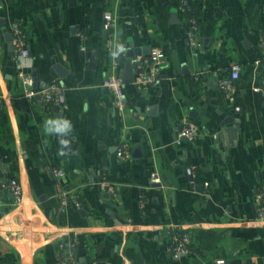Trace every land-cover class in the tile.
Here are the masks:
<instances>
[{"label": "crops", "instance_id": "crops-1", "mask_svg": "<svg viewBox=\"0 0 264 264\" xmlns=\"http://www.w3.org/2000/svg\"><path fill=\"white\" fill-rule=\"evenodd\" d=\"M192 1L198 26L188 46L183 0H0V264H61L58 244L74 231L87 264H264V220L255 201L264 190V101L255 91L264 88V0ZM106 12L117 18L114 38ZM16 28L26 32L30 69L13 58L9 66L5 34ZM117 39L165 53L158 80L126 85L123 115L103 85ZM56 63L69 71L64 79ZM183 63L191 75L182 74ZM236 63L240 78L224 91L220 80ZM34 71L35 91L57 84L64 106L26 97L19 72ZM61 116L74 125L65 156L57 138L44 133L45 120ZM228 117L239 121L233 140L216 133ZM189 126L194 139L180 140ZM122 142L142 157L118 158ZM153 172L160 183H151ZM10 179L22 186L21 202ZM58 182L79 195L80 210L61 211ZM166 229L192 233L190 254L168 251Z\"/></svg>", "mask_w": 264, "mask_h": 264}, {"label": "built area", "instance_id": "built-area-1", "mask_svg": "<svg viewBox=\"0 0 264 264\" xmlns=\"http://www.w3.org/2000/svg\"><path fill=\"white\" fill-rule=\"evenodd\" d=\"M183 10L187 14L189 20V30L188 36L191 44H194L196 41V30L198 26V16L197 10L192 5L191 0H183ZM104 19L106 21V29L110 31L111 38L115 37L117 18L114 13L106 12L104 14ZM80 38L85 39V35L80 33ZM13 48L14 56L13 59L15 62H19L18 58L21 54L26 53L29 57V49L27 43L26 32L22 29L16 28L13 33ZM261 47L264 49V42L261 44ZM137 60L140 64L137 67L135 74L134 82L138 88L144 83L153 84L157 79L158 69L164 63L165 53L162 49H153L147 60L143 56L138 57ZM151 64L150 70L146 73V64ZM241 65L236 63L231 66V73L228 78H223L220 80V86L224 91H230L233 88L234 82L240 78ZM19 78L22 84L29 88V91L26 94V97L33 98L36 95H40V100L44 107L56 106L60 102V92L57 84L52 83L46 86L40 91L34 90V81L33 77L30 74H25L19 72ZM31 81V83H29ZM112 94L115 108L122 115L126 113V101H125V92L124 89L126 84L123 82L122 76L119 72V63L114 61L111 65L110 72L106 77L103 84ZM256 92L262 93L264 101V88H256ZM195 134V128L193 126L185 127L181 130L180 137L185 136L188 140H193ZM132 146L128 142H122L117 149V156L123 161H129L132 159ZM55 175L59 179H63L66 174L62 170H56ZM151 183H160V177L157 172L151 174ZM59 184V182H58ZM207 187L208 184H205ZM8 187L15 193L16 199L18 202L22 201V186L20 182L16 179H10L8 182ZM105 190L110 193H114V190L111 186H105ZM57 199L61 206L62 212H67L70 209L80 210L81 201L78 194L72 190H67L61 185H58L57 189ZM255 201L257 204L258 214L260 219L264 220V190L258 191L255 196ZM169 241H168V251L172 254L178 256H187L190 254V247L192 244V233L189 230H178V229H166ZM78 246H79V234L74 231L69 236L66 241H61L58 244V259L61 264H81L79 255H78ZM216 264H225V260H217Z\"/></svg>", "mask_w": 264, "mask_h": 264}, {"label": "water", "instance_id": "water-1", "mask_svg": "<svg viewBox=\"0 0 264 264\" xmlns=\"http://www.w3.org/2000/svg\"><path fill=\"white\" fill-rule=\"evenodd\" d=\"M76 31V30H75ZM76 33V32H75ZM5 39L8 42V51H9V56H10V60H9V66L13 67L14 66V61H13V56H14V48H13V34L12 33H7L5 34ZM188 46H190V42L188 41ZM129 47V51L127 52V54L123 57H121L119 59V61L122 64V68H123V82L127 85V84H132L134 82V78H135V74L137 71V67L140 64V62L137 60L138 57L143 56L144 58H146L147 60L149 59V55L152 51V48L150 46H147V48H144L142 46H128ZM95 62H96V54L93 53L90 57V65L89 68L90 69H94L95 68ZM53 69L56 73V75L58 77H60L61 79H64L69 71L67 69H65L64 67H62L59 63H56L53 65ZM182 74L185 76H189L191 75V72L188 70L187 65L185 63H183L182 65ZM33 81H34V90L38 89L37 86V72L34 71L33 72ZM160 78V75H157L156 79L158 80ZM46 83H42L40 85L41 89H44L46 87ZM61 86L62 88H66V84H64L63 82H61ZM220 94H221V98L225 99V95L224 92L222 90H220ZM38 98H40V95H37ZM65 104V97L61 96L60 97V106H64ZM59 108H55L54 111L58 112ZM149 112V109H148ZM194 110H192V114L191 117L196 118L197 117V112H195ZM149 114H151L149 112ZM239 125V121L237 118L234 117H228L227 119H225L221 124H220V128L219 130L216 132L217 133V137H224L226 140L230 139L233 140L235 139V134L239 131L238 128ZM175 140H178V136L175 137ZM180 140H188L187 137L185 136H181ZM133 157L134 158H140L142 157V152L140 151V148H136L133 151ZM187 173H188V180L191 183V188L195 187V175H194V171L192 167H188L187 168ZM161 184H157V187H160ZM202 192L201 189L197 190ZM105 198H109L108 194L104 195ZM183 257V256H180ZM81 264H87L86 263V259L82 258L80 260Z\"/></svg>", "mask_w": 264, "mask_h": 264}, {"label": "clouds", "instance_id": "clouds-1", "mask_svg": "<svg viewBox=\"0 0 264 264\" xmlns=\"http://www.w3.org/2000/svg\"><path fill=\"white\" fill-rule=\"evenodd\" d=\"M128 45L117 39L112 42L110 49V58L113 61L119 60L121 57L125 56L129 51ZM20 68H32L33 61L28 57L26 53L21 54L18 58ZM3 76L0 75V84H3ZM31 83V81H29ZM74 132V125L70 119L67 117H57L48 118L44 122V133L46 136H55L57 138L59 148L58 155H67V149H69L71 143V137ZM43 145L46 147L48 141L45 139L42 141ZM43 150V149H41Z\"/></svg>", "mask_w": 264, "mask_h": 264}, {"label": "trees", "instance_id": "trees-1", "mask_svg": "<svg viewBox=\"0 0 264 264\" xmlns=\"http://www.w3.org/2000/svg\"><path fill=\"white\" fill-rule=\"evenodd\" d=\"M191 3H192V5L195 7V5H194V3H193V1L191 0ZM195 9H196V7H195ZM197 10V9H196Z\"/></svg>", "mask_w": 264, "mask_h": 264}]
</instances>
